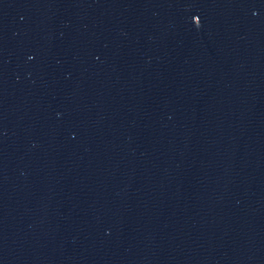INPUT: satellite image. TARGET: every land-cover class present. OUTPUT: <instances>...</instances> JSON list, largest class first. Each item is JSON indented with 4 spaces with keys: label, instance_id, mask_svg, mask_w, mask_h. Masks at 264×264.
<instances>
[{
    "label": "water",
    "instance_id": "1",
    "mask_svg": "<svg viewBox=\"0 0 264 264\" xmlns=\"http://www.w3.org/2000/svg\"><path fill=\"white\" fill-rule=\"evenodd\" d=\"M0 264H264V0H0Z\"/></svg>",
    "mask_w": 264,
    "mask_h": 264
}]
</instances>
